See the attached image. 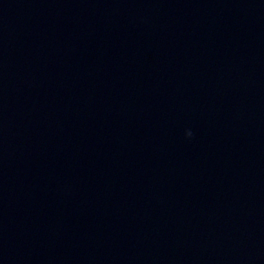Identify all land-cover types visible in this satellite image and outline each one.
I'll list each match as a JSON object with an SVG mask.
<instances>
[{"label":"clouds","instance_id":"1","mask_svg":"<svg viewBox=\"0 0 264 264\" xmlns=\"http://www.w3.org/2000/svg\"><path fill=\"white\" fill-rule=\"evenodd\" d=\"M188 135H191V133H188Z\"/></svg>","mask_w":264,"mask_h":264}]
</instances>
